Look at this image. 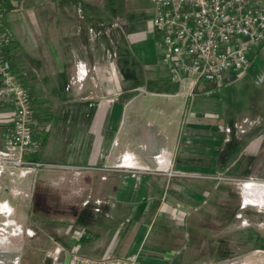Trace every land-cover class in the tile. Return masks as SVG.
Segmentation results:
<instances>
[{
    "label": "crops",
    "instance_id": "crops-1",
    "mask_svg": "<svg viewBox=\"0 0 264 264\" xmlns=\"http://www.w3.org/2000/svg\"><path fill=\"white\" fill-rule=\"evenodd\" d=\"M0 15L10 37L3 52L38 121L36 158L52 164L39 169L37 183L25 176L40 221L75 227L79 245L96 240L87 256H117L111 251L123 238V256L197 264L187 254L201 232L191 215L231 224L244 211L240 251L222 264H264V46L245 74L226 77L238 87L247 76L251 94L230 108L223 85L210 116L202 99L213 85L199 82L189 97L170 81L151 28L153 7L142 0H1ZM12 114V103L0 100V149ZM217 175L236 184L238 201L228 209L220 197L233 193L232 182ZM177 207L186 208L184 220L171 216ZM82 211L90 223H77ZM106 218L114 220L112 233L102 227ZM50 238L67 246L61 235L48 237V246Z\"/></svg>",
    "mask_w": 264,
    "mask_h": 264
},
{
    "label": "built area",
    "instance_id": "built-area-1",
    "mask_svg": "<svg viewBox=\"0 0 264 264\" xmlns=\"http://www.w3.org/2000/svg\"><path fill=\"white\" fill-rule=\"evenodd\" d=\"M150 1L153 4L151 28L160 35L159 62L169 68L170 81L185 85L189 97L195 95L202 80L213 85L203 91L210 95L223 86L231 72L245 74L254 51L264 46V0ZM9 43L10 37L0 15V100L10 101L13 106L11 125L4 134V148L0 149V176L7 167L13 166L23 177L52 164L36 158L41 150V142L33 138L38 121L27 89L3 52ZM214 178L229 179L223 175ZM233 180L242 186L248 181ZM171 216L184 220L186 208H174ZM70 231L71 227L67 233ZM75 238L77 241L71 248L50 238L51 245L43 249L41 264H172L170 255L154 258H143L139 253L80 255L77 253L79 235Z\"/></svg>",
    "mask_w": 264,
    "mask_h": 264
},
{
    "label": "rangeland",
    "instance_id": "rangeland-1",
    "mask_svg": "<svg viewBox=\"0 0 264 264\" xmlns=\"http://www.w3.org/2000/svg\"><path fill=\"white\" fill-rule=\"evenodd\" d=\"M142 1H144V8L147 6L153 7L150 0ZM145 15L147 16V14ZM158 46L159 44H157V47ZM252 58L256 57L254 56ZM233 75L242 74L233 72L231 74L232 78ZM247 78V76L244 77L241 80L242 84L238 85V87H230L233 84V81L231 79L228 81V78L224 79L223 85L226 87V90H223L222 95L228 90V88H233L230 93H225V95L227 94L226 97L221 95V99L225 102V105L230 108L236 107V98L243 100L251 94L252 84L249 83ZM208 84L209 83L202 80L198 87L203 88ZM237 93H239V95H237ZM202 102L206 104L210 116H212L214 112H218L220 99L216 94H210L208 97H203ZM39 169L29 175L32 179V183L38 182L35 175ZM12 177L14 180H12ZM26 177H21L18 169L13 166L7 167L3 172V175L0 176V212L2 213L0 214V264H12L16 261L18 256L24 257L25 255L27 256V259L33 261L34 264H41L43 262V249L49 247L48 237L59 238L61 235L63 241L69 248L75 241L76 236H74V233L77 231L75 227L69 234H64L65 229H67L65 223H62V225H59L56 221L55 223H44V221H40L37 217L38 207H35L32 211L34 199L31 198V191L28 193V180ZM227 182L228 184L226 186L232 182L231 186L233 193L226 197L222 194L220 198L223 200V205L221 206L227 207L228 209L230 206L226 203H229V201L236 203L238 200L236 199V194H234V187L236 184H233L232 180H228ZM36 189L38 188L36 187L35 190ZM6 201H8L10 205ZM49 214L51 217H54L53 212H50ZM191 216L195 223L193 227L199 228L201 231L199 237L195 240L198 244L195 242L194 246L188 248L189 252L187 254H190L195 258L194 262L199 264L204 261H215L218 263L221 262L220 264H222L228 263L231 258L238 255L239 252H237L235 248L240 251L238 240L242 237L241 235H245V231L248 227L247 225L249 224L246 221L247 215L244 211L236 214L230 222L231 224H228L229 218L227 217H224L222 221L213 222L211 217L202 219L199 214ZM253 218H256L255 213ZM5 222L7 225H5ZM113 222L114 220L112 218L101 220V223L104 224L102 226L104 230H108L107 233H110L111 231L113 232L112 228H114L115 225H113ZM197 225L200 227H197ZM56 228H59V236L57 234L58 232L55 231ZM105 238H108V236ZM122 241L123 238L118 241L116 246L113 245V250L111 252H114L117 256H123L125 253L124 248L126 247V243H122ZM95 243L96 240L78 245L77 253L80 255H93L94 253L92 252V249ZM105 246L106 244L103 243V247ZM119 247L122 248L119 249ZM35 256L37 257V259H35L36 261L34 260Z\"/></svg>",
    "mask_w": 264,
    "mask_h": 264
},
{
    "label": "trees",
    "instance_id": "trees-1",
    "mask_svg": "<svg viewBox=\"0 0 264 264\" xmlns=\"http://www.w3.org/2000/svg\"><path fill=\"white\" fill-rule=\"evenodd\" d=\"M92 220V215L89 211H82L80 213H78V216H77V223L78 224H88L90 223Z\"/></svg>",
    "mask_w": 264,
    "mask_h": 264
},
{
    "label": "flooded vegetation",
    "instance_id": "flooded-vegetation-1",
    "mask_svg": "<svg viewBox=\"0 0 264 264\" xmlns=\"http://www.w3.org/2000/svg\"><path fill=\"white\" fill-rule=\"evenodd\" d=\"M22 257V258H21ZM39 258V257H38ZM35 259H37V257L35 256V258H34V260ZM36 261V260H35ZM39 261H40V259H39ZM38 261V262H39ZM33 263V261H30V260H28L27 259V256L25 255L24 257L23 256H18L17 258H16V261L14 262V263H12V264H32ZM34 264V263H33ZM39 264V263H38Z\"/></svg>",
    "mask_w": 264,
    "mask_h": 264
}]
</instances>
